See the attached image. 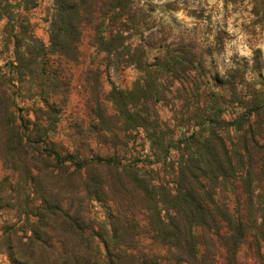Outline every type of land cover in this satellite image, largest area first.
I'll return each instance as SVG.
<instances>
[{
  "label": "rangeland",
  "instance_id": "obj_1",
  "mask_svg": "<svg viewBox=\"0 0 264 264\" xmlns=\"http://www.w3.org/2000/svg\"><path fill=\"white\" fill-rule=\"evenodd\" d=\"M133 7L143 16L132 43H153L152 49L145 48L149 63L167 46L181 43L194 47L202 60L183 82L156 80L165 97L156 103L136 87L141 78L136 68L108 66L107 55L93 46L92 25L84 29L76 60L50 55L44 72L21 84L19 75L9 74L13 58L1 55L5 23H0V73L10 80V109L17 125L26 122L27 134L36 141L31 140L26 154L17 153L0 131V184L8 180L11 186L4 192L21 194L18 187H23L24 167L29 166L48 190L62 192L64 211L80 213L82 225H87L85 237H92L102 255L101 236L114 239V223H119L117 236L126 252L115 249L112 264H264V186L248 192L236 179L223 181L214 202L204 207L208 212H198L195 220L184 212L177 216L163 211L159 217L153 207L154 201L169 200L155 196L156 188L176 194L179 160L200 159L204 153L200 145L210 128L194 127L196 109L205 110L206 116L219 114L214 148L220 159H226V151L237 159V133L232 130L229 139L222 122L244 111L241 103L254 87L264 93V0H135ZM52 8L53 0H42L28 14L34 36L46 46ZM218 76L227 83L224 87L215 81ZM214 90L225 103L212 99ZM4 155L15 169L6 166ZM56 155L63 167L78 171L75 180L61 174ZM16 209L0 215V238L4 223L16 221ZM161 220L175 222L177 231L161 228ZM242 223L246 233L239 239ZM0 264H14L5 248H0Z\"/></svg>",
  "mask_w": 264,
  "mask_h": 264
},
{
  "label": "trees",
  "instance_id": "obj_2",
  "mask_svg": "<svg viewBox=\"0 0 264 264\" xmlns=\"http://www.w3.org/2000/svg\"><path fill=\"white\" fill-rule=\"evenodd\" d=\"M41 1L0 0V23H5L2 29L4 47L1 49V55H9V59L13 58L10 70L14 71H9V74L19 75L21 84L26 82L28 76H34L40 70L43 73L45 61L50 55L76 60L84 29L88 25H92L95 31L93 46L98 53L107 55L108 66L134 67L139 71L140 82L143 81L144 85L141 86L138 82L136 87L151 103L165 98L164 93L156 87V80L166 78L171 84L177 80L183 82L198 65H202L200 55L194 51V47L182 43L174 45L175 47L167 46L162 56L149 63L145 48L147 46L152 49L153 43H140L136 46L132 43V39L141 29L143 16L141 9H134L135 0H53V8L47 19L50 44L46 46L34 36L35 26L28 15L31 10L39 6ZM226 1L235 4L241 0ZM215 81L218 86L224 87L227 84L219 76ZM40 89L42 90L41 86ZM10 90L9 78L0 73V131L5 134L1 139H4L10 149L14 148L17 153L21 151L26 154L32 143L31 140L33 143L36 141L27 134L26 122L21 126L17 125V119L10 109L12 106ZM211 97L213 100H224V103L226 100L220 93H215V90L212 91ZM241 104L244 108L243 112L231 122H222L224 125L222 129L229 139L232 130L237 133L238 142L233 153L237 159H232L227 151L226 159H220L214 148L217 138L215 126L219 114L214 111L206 116L205 110L196 109L192 115L194 127L208 125L210 128L209 137L200 145L204 153L201 154L200 159L179 160L177 171H174L177 176L175 195L171 196L168 189L163 186L156 188L155 196L160 199L169 198L168 203L164 200L154 201L153 207L159 217L163 211H166L167 215L174 212L177 216H181V212H184L192 215L195 220L198 212L202 214L208 212L204 207L207 208L208 203L214 202V196L223 181L236 179L248 192L264 186V143H262L264 142V93L254 87L250 98ZM219 140L225 147V138ZM4 156L6 166L15 169V164L7 159L6 155ZM56 158L60 161L57 167L61 166V174L69 181L75 180L78 171L70 172L69 167H63L60 157ZM172 166L175 170L174 164ZM22 177L20 184L23 187L20 189L18 187L21 194L17 197H14L13 192L9 195L4 192L8 180L0 184V215L22 206V209H16L15 222L4 223L3 236L0 238V248L6 249L12 263L112 264L115 249L122 248L121 253L126 252L121 246L125 243L117 236L119 223H114L116 232L114 239L109 240L101 236L106 249V254L102 255L101 248L92 237H85L84 231L87 225L86 223L82 225L85 221L82 220L80 213L75 212L71 215L63 210L64 197L61 191L48 190L43 185L42 176L33 175L32 169L27 165L24 167ZM17 219L23 222L22 225L18 224ZM228 221L231 222V219ZM161 226L165 230L171 228L174 231H177L178 227L175 222L169 225L162 220ZM244 226L242 223L238 229L239 239L246 233ZM261 227L260 225L259 229ZM169 244L179 247L178 242ZM190 250L192 252L193 248Z\"/></svg>",
  "mask_w": 264,
  "mask_h": 264
}]
</instances>
